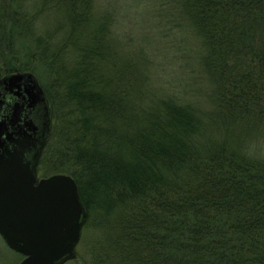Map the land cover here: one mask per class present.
<instances>
[{"label":"trees","instance_id":"obj_1","mask_svg":"<svg viewBox=\"0 0 264 264\" xmlns=\"http://www.w3.org/2000/svg\"><path fill=\"white\" fill-rule=\"evenodd\" d=\"M160 1V25L195 37L205 101L148 88L104 0H0V77L33 69L15 47L31 40L50 73L38 172L77 182L102 231L91 264H264V159L248 148L264 134V0Z\"/></svg>","mask_w":264,"mask_h":264},{"label":"water","instance_id":"obj_2","mask_svg":"<svg viewBox=\"0 0 264 264\" xmlns=\"http://www.w3.org/2000/svg\"><path fill=\"white\" fill-rule=\"evenodd\" d=\"M10 100L14 127L2 118ZM50 130L45 92L37 77L25 72L1 79L0 234L13 251L24 256L20 264L74 260L87 218L72 176L55 174L38 180L37 167Z\"/></svg>","mask_w":264,"mask_h":264},{"label":"rangeland","instance_id":"obj_3","mask_svg":"<svg viewBox=\"0 0 264 264\" xmlns=\"http://www.w3.org/2000/svg\"><path fill=\"white\" fill-rule=\"evenodd\" d=\"M104 1L106 4L111 3L112 10L118 15L117 21L121 22L119 31L126 36V44L130 43L132 46L135 44L137 53L145 52L147 55L149 68L154 70L151 75L152 82L146 84L148 88L150 87L153 91L158 89L156 92L158 96L177 95L176 98L183 100L184 103H191L198 101L199 98L195 99L188 93L202 87V100H206L211 89L208 84H203L204 77L195 59L197 49L195 37L189 31H185L187 30L185 27L171 32L168 19H165L167 24L165 28L160 25L161 17H154L152 14L154 9L159 7L160 0ZM33 45V42L26 38L18 39L15 43L17 51L21 54V62L33 67L28 72L37 77L41 86H49L50 73L44 64L37 61L31 64L29 54ZM6 76L0 78L3 79ZM208 108L202 107L199 111L208 110ZM250 133L252 134L248 139L249 152L264 159V134ZM40 178H42L41 175ZM87 225H83L76 258L65 264H91V248L99 242L102 231L91 228V225H95L91 220ZM23 259L24 256L13 251L0 234V264H20Z\"/></svg>","mask_w":264,"mask_h":264},{"label":"flooded vegetation","instance_id":"obj_4","mask_svg":"<svg viewBox=\"0 0 264 264\" xmlns=\"http://www.w3.org/2000/svg\"><path fill=\"white\" fill-rule=\"evenodd\" d=\"M9 76V75H8ZM7 77V76H6ZM0 80H1V78H0ZM13 98H11V100H12ZM7 101V104H6V109H5V112H4V114H2V118H4V119H6V121L8 122V124L11 126V127H14V125H12L11 123H10V120H11V115H12V112H13V108H12V101ZM16 100V99H15ZM22 102H23V104L25 103V100L24 99H22ZM47 103V102H46ZM25 111V110H24ZM28 111H26V112H24L23 114H22V118L24 119V118H26L27 116H28ZM20 131V130H19ZM47 141H48V138H47ZM46 145H47V142H46ZM46 147V146H45ZM44 150H45V148L43 149V152H44ZM43 152H42V154H43ZM42 157V156H41ZM41 159V158H40ZM40 161V160H39ZM38 165H39V163H38ZM37 175H38V180H41L42 178H40V174H39V172H38V167H37ZM37 183H38V181H37ZM36 183V184H37Z\"/></svg>","mask_w":264,"mask_h":264}]
</instances>
